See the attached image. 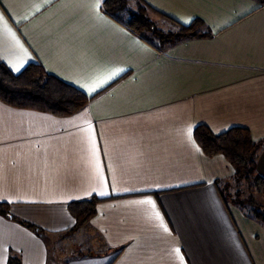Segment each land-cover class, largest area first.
<instances>
[{
    "label": "crops",
    "instance_id": "crops-1",
    "mask_svg": "<svg viewBox=\"0 0 264 264\" xmlns=\"http://www.w3.org/2000/svg\"><path fill=\"white\" fill-rule=\"evenodd\" d=\"M144 1L212 37L159 53L103 0H0V61L13 74L41 64L94 97L70 117L0 102V203L44 231L0 216V264H49L47 240L75 224L68 204L92 196L96 215L70 235L85 253L69 264H264V227L218 190L234 169L193 137L241 127L264 141V0Z\"/></svg>",
    "mask_w": 264,
    "mask_h": 264
},
{
    "label": "trees",
    "instance_id": "trees-1",
    "mask_svg": "<svg viewBox=\"0 0 264 264\" xmlns=\"http://www.w3.org/2000/svg\"><path fill=\"white\" fill-rule=\"evenodd\" d=\"M102 11L129 33L161 53L179 43L211 38V30L199 19L183 25L150 7L144 0H103ZM156 19L169 29L163 30ZM94 97L49 74L41 64L29 63L18 74H13L0 61V102L16 109L33 110L55 117H70L85 109ZM193 137L206 157L222 155L234 169L231 178L219 181L217 186L225 203L241 209L245 215L264 227V207L250 196L247 200L233 197L229 191L231 183H245L248 192L264 198V178L257 173L256 162L264 141H253L245 128L234 127L221 134H213L200 125L193 131ZM97 197L68 204V210L75 220L73 228L66 235H72L88 226L96 215ZM0 216L16 221L37 236L44 231L28 222L19 221L10 214V207L0 203ZM92 255V254H89ZM7 264H21L18 256L10 255Z\"/></svg>",
    "mask_w": 264,
    "mask_h": 264
},
{
    "label": "rangeland",
    "instance_id": "rangeland-1",
    "mask_svg": "<svg viewBox=\"0 0 264 264\" xmlns=\"http://www.w3.org/2000/svg\"><path fill=\"white\" fill-rule=\"evenodd\" d=\"M156 24L163 30L169 29V27L165 23L157 19ZM229 191L233 197H236L238 194L239 196L237 197L240 200H247L248 197L251 196L257 204L264 207V198L256 193L252 194L248 192L245 183H231ZM261 212H264L263 209L261 210ZM67 238L69 239H62L60 241H57L55 239L47 240V243L49 245V264H69L71 261L70 259H73V257L75 256H79V253H82L83 251L85 253V247L87 246L86 237H84V243L82 245L79 244L82 239L79 236L77 237L76 235H69L67 236Z\"/></svg>",
    "mask_w": 264,
    "mask_h": 264
},
{
    "label": "snow or ice",
    "instance_id": "snow-or-ice-1",
    "mask_svg": "<svg viewBox=\"0 0 264 264\" xmlns=\"http://www.w3.org/2000/svg\"><path fill=\"white\" fill-rule=\"evenodd\" d=\"M97 8H99V0H98V3H97ZM0 21H3V17L2 16H0ZM10 31V30H9ZM16 71H19V67H17L16 69H15ZM113 75H115V73H113ZM101 83H103V81H101ZM190 131V130H189ZM105 193H101V195H104ZM141 203H146V204H152L153 202L152 201H142ZM154 206V205H153Z\"/></svg>",
    "mask_w": 264,
    "mask_h": 264
}]
</instances>
